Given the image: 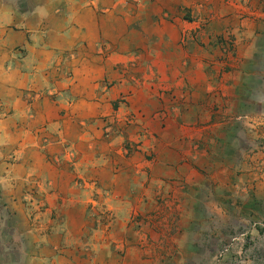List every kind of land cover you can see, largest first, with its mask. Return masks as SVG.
<instances>
[{"label":"crops","instance_id":"crops-1","mask_svg":"<svg viewBox=\"0 0 264 264\" xmlns=\"http://www.w3.org/2000/svg\"><path fill=\"white\" fill-rule=\"evenodd\" d=\"M129 3L0 8V185L16 213L6 243L0 233V264H128L146 252L138 214L153 209V193L165 197V176L144 161L151 140L133 145L137 136L104 130L119 131L135 112L128 101L153 84L152 52L141 57L121 41ZM179 78L165 73V89Z\"/></svg>","mask_w":264,"mask_h":264},{"label":"rangeland","instance_id":"rangeland-1","mask_svg":"<svg viewBox=\"0 0 264 264\" xmlns=\"http://www.w3.org/2000/svg\"><path fill=\"white\" fill-rule=\"evenodd\" d=\"M129 4L121 41L141 57L152 52L153 84L128 101L135 112L119 131L104 130L152 141L142 154L165 176V197L153 193V209L139 212L147 242L136 244L146 252L128 264H264V0ZM165 73L180 81L165 89ZM15 217L0 185L4 243Z\"/></svg>","mask_w":264,"mask_h":264}]
</instances>
